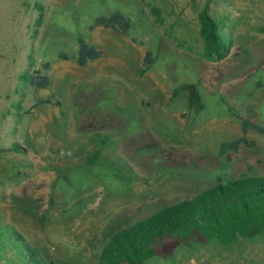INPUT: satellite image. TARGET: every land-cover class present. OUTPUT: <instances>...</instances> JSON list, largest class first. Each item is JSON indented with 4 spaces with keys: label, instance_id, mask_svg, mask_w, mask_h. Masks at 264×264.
<instances>
[{
    "label": "rangeland",
    "instance_id": "rangeland-1",
    "mask_svg": "<svg viewBox=\"0 0 264 264\" xmlns=\"http://www.w3.org/2000/svg\"><path fill=\"white\" fill-rule=\"evenodd\" d=\"M148 1L162 26L141 0H0V228L47 261L96 264L119 230L219 180L264 176V134L244 133L238 118L264 127V0H211L233 42L221 61L200 56L207 0ZM117 11L131 21L127 35L91 30ZM79 37L102 57L60 59L77 53ZM148 50L155 62L141 75ZM37 71L49 75L47 88L30 84ZM98 149L100 161L87 163ZM146 264H264V234Z\"/></svg>",
    "mask_w": 264,
    "mask_h": 264
},
{
    "label": "trees",
    "instance_id": "trees-1",
    "mask_svg": "<svg viewBox=\"0 0 264 264\" xmlns=\"http://www.w3.org/2000/svg\"><path fill=\"white\" fill-rule=\"evenodd\" d=\"M150 10L156 22L162 26L164 17L159 7L147 0H141ZM43 22L40 15L38 25ZM200 35L203 40L201 58L208 61L224 60L231 52L233 42L223 36L219 23L211 15V0H207L199 13ZM98 27L112 29L120 35H127L131 21L122 12L117 11L110 16L97 18L91 30ZM102 57V51L89 44L84 38H78V51L69 56L61 53L62 60H75L79 65L86 66L89 62ZM155 60L153 52L148 50L145 55L140 74L148 72ZM51 63L44 65L47 72ZM36 88L45 89L50 84L47 73L37 71L29 78ZM182 92L178 87L173 91L171 100ZM49 103L40 101L39 104ZM242 120L244 133L253 128L264 134V127ZM105 137V136H104ZM102 138L104 145L106 139ZM245 141L240 138L221 144L222 154L229 150H238ZM16 145L9 151L17 152ZM5 149H0V154ZM102 149L89 156L87 163H96L101 159ZM264 234V176L242 175L238 179L219 182L195 197L182 200L167 206L153 215L116 232L102 247L96 264H146L150 259L173 258L183 247L195 244L205 245L217 242L230 246L240 240H250ZM11 253V254H9ZM0 257L6 258V264H56L45 260L38 249L30 246L21 233L12 228H0ZM11 255V257H9Z\"/></svg>",
    "mask_w": 264,
    "mask_h": 264
}]
</instances>
